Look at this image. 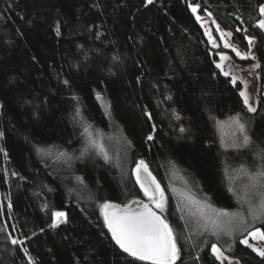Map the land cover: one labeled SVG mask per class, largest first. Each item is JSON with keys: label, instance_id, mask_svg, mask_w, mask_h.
<instances>
[{"label": "trees", "instance_id": "16d2710c", "mask_svg": "<svg viewBox=\"0 0 264 264\" xmlns=\"http://www.w3.org/2000/svg\"><path fill=\"white\" fill-rule=\"evenodd\" d=\"M191 4L200 15L211 12L242 49L245 36L255 37L264 68V32L256 27L264 0H0V264H30L28 256L34 264H150L118 248L100 211L105 201L123 207L145 199L132 174L139 159L163 186L176 170L215 209L245 205L227 175L247 180L264 171V94L256 113L244 110L240 85L216 67ZM145 110L157 125L147 145ZM237 112L252 143L227 149L212 117ZM85 128L107 147L108 160ZM56 211L68 222L49 228ZM166 215L185 237L177 264H220L210 245L227 249L225 241L232 244L225 254L240 264H264L228 237L201 235L173 195ZM6 237L25 241L28 256Z\"/></svg>", "mask_w": 264, "mask_h": 264}, {"label": "snow or ice", "instance_id": "6c2138e0", "mask_svg": "<svg viewBox=\"0 0 264 264\" xmlns=\"http://www.w3.org/2000/svg\"><path fill=\"white\" fill-rule=\"evenodd\" d=\"M146 5H152L155 0H145ZM192 13H198L200 5H190ZM259 14L264 16V5L260 6ZM208 16L212 13L208 12ZM197 21L201 20L200 15H196ZM240 20V17H236ZM212 23H215L213 20ZM243 23V21H241ZM203 26V25H202ZM262 32H264V19H260L256 25ZM237 32L241 31L240 28L235 29ZM216 31L220 32L219 39L223 41L224 48H230L237 57L241 60L252 59L256 57L251 52L241 53L233 44L229 43L227 37L232 36V32H224L220 29V26L216 25ZM247 32V29H243ZM57 34L59 29L57 28ZM205 34L211 41L213 48L220 47L217 40L213 38L212 31L210 29L205 30ZM247 40V47L251 49L255 43V37L245 36ZM35 59V57H33ZM229 59L226 55H221L220 60L225 61ZM216 67L220 69L221 73L225 77H230V82L235 85L237 80L240 79L236 75H233L231 71L226 70L222 63H217ZM253 67L259 68L260 64L256 63ZM139 79V78H138ZM245 84V90L239 91V96L242 97V103L244 110L247 113H256L257 107L254 106L252 98L247 93V82L241 81ZM65 84L69 82L64 81ZM99 93H97V99H101ZM74 99H76L74 97ZM171 99V97H167ZM3 107V105H0ZM146 107V106H145ZM144 115L149 122V131L144 136L145 144L156 140L157 125L154 122V118L151 112L144 111ZM175 119H179V115L175 114ZM213 121L218 127L223 128L225 124H228L233 128V135L240 139L241 144L247 146L252 143L251 137L248 135V129L246 123L242 122L243 117L240 112L235 115L228 116L226 120L217 121L215 117H212ZM84 131L91 137V133L85 128ZM180 132H184L185 129L180 128ZM93 145H96L95 141H91ZM127 144L131 146V141H127ZM100 154H102L105 160H108V154L104 150L102 144L97 145ZM36 151L40 154L47 155L50 149L36 148ZM61 156L66 155L60 153ZM132 174L134 175V182L139 186V190L142 191L143 196L147 198L148 202L142 200H132L130 203L124 204L121 207L119 204H114L111 201H105L100 205V211L103 215L104 226L108 229L111 239L115 242L120 250L128 256L134 258V261H147L150 264H177L180 260L181 247L178 240L184 237L183 230H181L178 236L176 229L169 222L166 213L168 212V197L165 194L164 188L161 186L159 180L153 175L150 170L149 164L145 159H139L134 162L132 168ZM252 179L256 182L253 187L260 192L261 199L257 207L252 208L251 205L247 209V215L239 212H229L225 209L212 208L210 204L198 200L194 195L189 193L187 196L181 194V198L184 200V208L188 210L189 217H195L194 223L200 228V234L208 233L209 235L216 237L220 240L222 236L228 237L234 242H238L240 245L250 249L257 256L264 261V227H254L257 220L264 221V171L253 174ZM77 180L83 182L81 177H77ZM229 191H233L229 188ZM206 201L207 198L205 197ZM247 202V201H246ZM136 205V207H132ZM10 206V205H9ZM53 222L49 224V228H57L61 223H67V213L64 211H56L51 214ZM251 218V223L249 222ZM180 219H184L183 212ZM188 225L185 224L184 227ZM43 232V229H40ZM189 235L187 239H190ZM11 245L21 248L24 255L28 256V249L21 246L25 241L18 240L16 238H9ZM253 241V242H250ZM228 244V248L225 249L223 245L212 243L210 250L215 260L220 264H225L228 257L225 255V251L231 249L232 244L225 241ZM30 264H34L32 258L28 256ZM199 259V257H197Z\"/></svg>", "mask_w": 264, "mask_h": 264}, {"label": "rangeland", "instance_id": "374dc122", "mask_svg": "<svg viewBox=\"0 0 264 264\" xmlns=\"http://www.w3.org/2000/svg\"><path fill=\"white\" fill-rule=\"evenodd\" d=\"M193 5V4H191ZM264 5V4H263ZM208 13V12H207ZM200 15L199 10L198 13H194L196 15L201 16V20L199 23L204 29V32L206 29H210L212 31L213 38L217 40V43L220 44V47L218 48H213L215 49V52L218 56V62L217 63H222L225 67L226 70L231 71L233 75H236L240 79L237 80L236 84L238 83L240 85V91L245 90V84L242 83L241 81H246L247 82V88L246 91L252 98L254 103V106L257 107L258 105V100L260 94H264V68L261 67V60L259 57V54L256 49V39L253 47L251 49L244 50L241 47H239L237 44H235L232 40V37H227L229 43L233 44L241 53L245 52H251L252 55L256 57L255 60L248 59V60H241L239 57L235 55L234 52L231 51L230 48H224L223 47V41L219 39L220 37V32L216 31V25L218 24L214 17L208 16V14ZM261 19H264V16H261ZM215 21V23H212V21ZM219 25V24H218ZM220 26V25H219ZM220 29L224 32H229L227 30H224L221 26ZM207 36V35H206ZM208 38V36H207ZM210 45L212 46L211 41L208 39ZM213 47V46H212ZM221 55H226L229 57V59L225 61L220 60ZM256 63L260 64L259 68L253 67ZM226 120V119H222ZM220 121V120H219ZM218 128V133H219V138L222 143V145L227 148V149H236L238 147L243 146L241 144L240 139L237 138V136L233 135V128L229 126L228 124H225L223 128L217 127ZM89 132V131H88ZM87 141L90 142V144L97 150L99 151L97 145L102 144L104 147V150L106 151L107 147L102 143L99 142L98 138L96 135L91 134V137L87 134ZM91 141H95L96 145H93ZM230 175H227L228 183L231 185L235 196L242 202L241 208L236 209L234 211H229V212H239V213H247V209H249L250 205L252 208L257 207L258 203L253 201L256 197V190L253 191V185L256 183L251 176H248L247 180H240L237 179V174L234 173H228ZM154 175V174H153ZM237 181H236V179ZM161 186L165 190L166 196H171L176 199L178 205L180 206L181 210L186 211L188 213V210L184 208V200L181 198V194H184L187 196L189 193L192 195L194 193L190 192L191 189H189V184L187 180L176 170H172L171 175L168 178L166 186ZM259 194V193H257ZM196 197V196H195ZM198 200H201L202 202H206L205 200H202L198 197H196ZM144 202H148L147 198L145 197ZM247 201V202H246ZM259 201V200H258ZM115 204V203H114ZM209 204V203H208ZM136 205H133L135 207ZM212 207V206H211ZM214 208V207H212ZM102 214V213H101ZM246 215V214H245ZM103 217V215H102ZM251 220V219H250ZM253 242V241H250ZM254 243V242H253ZM226 255V254H225ZM228 257V260L225 261V264H240L239 260L233 257Z\"/></svg>", "mask_w": 264, "mask_h": 264}, {"label": "water", "instance_id": "95a60500", "mask_svg": "<svg viewBox=\"0 0 264 264\" xmlns=\"http://www.w3.org/2000/svg\"><path fill=\"white\" fill-rule=\"evenodd\" d=\"M136 207V206H135Z\"/></svg>", "mask_w": 264, "mask_h": 264}]
</instances>
